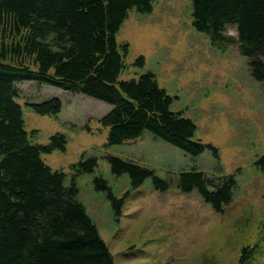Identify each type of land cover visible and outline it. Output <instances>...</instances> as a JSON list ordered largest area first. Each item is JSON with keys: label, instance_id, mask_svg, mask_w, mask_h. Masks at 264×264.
Returning a JSON list of instances; mask_svg holds the SVG:
<instances>
[{"label": "trees", "instance_id": "trees-1", "mask_svg": "<svg viewBox=\"0 0 264 264\" xmlns=\"http://www.w3.org/2000/svg\"><path fill=\"white\" fill-rule=\"evenodd\" d=\"M153 0H0V264H113L86 207L78 199L76 176L93 173L94 155L70 165L72 174L53 169L42 154L66 150V136L55 132L35 143L25 128L16 83L34 81L103 101L110 109L99 119L107 128L105 146L121 144L144 133L192 157L218 149L196 138V124L172 109L174 97L158 84L151 70L123 79L129 43L117 41L128 11H152ZM191 24L224 49L237 44L248 58L252 77L264 82V0H192ZM235 26L236 36L224 34ZM133 64L144 67L139 55ZM58 99L32 104L38 114L55 115ZM110 171L127 174L130 189L150 179L156 190L171 182L131 160L106 155ZM264 165V157L260 159ZM114 213L126 194L116 197L101 176L92 177ZM175 185L195 190L216 212L233 197L235 175L216 177L191 167L180 171ZM248 247L238 259L243 264Z\"/></svg>", "mask_w": 264, "mask_h": 264}, {"label": "rangeland", "instance_id": "rangeland-1", "mask_svg": "<svg viewBox=\"0 0 264 264\" xmlns=\"http://www.w3.org/2000/svg\"><path fill=\"white\" fill-rule=\"evenodd\" d=\"M192 0H153L150 13L128 11L118 33L128 42L121 78L151 70L161 87L174 97L172 109L196 124V138L218 149L192 157L149 133L121 144L105 146L107 128L99 119L111 108L80 93L34 81L16 83L25 128L35 143H46L62 132L66 150L42 154L46 164L66 174L84 153L94 155L93 173L76 176L78 199L96 224L112 255L113 264H264V82L255 80L248 58L237 44L219 49L191 24ZM224 34L236 36L235 26ZM143 55L144 67L133 64ZM264 60V57H263ZM58 99L55 115L38 114L32 104ZM106 155L131 160L169 179L170 187L156 190L146 179L130 189L127 174L110 171ZM195 167L206 175L234 174L232 201L214 211L195 191L182 192L177 174ZM103 177L116 197L126 194L114 213L92 177Z\"/></svg>", "mask_w": 264, "mask_h": 264}]
</instances>
